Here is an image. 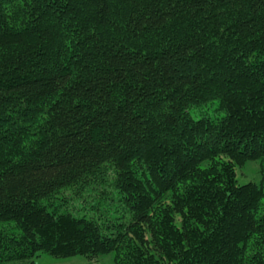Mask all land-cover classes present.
Returning <instances> with one entry per match:
<instances>
[{
    "label": "trees",
    "instance_id": "trees-1",
    "mask_svg": "<svg viewBox=\"0 0 264 264\" xmlns=\"http://www.w3.org/2000/svg\"><path fill=\"white\" fill-rule=\"evenodd\" d=\"M110 253L264 264V0H0V264Z\"/></svg>",
    "mask_w": 264,
    "mask_h": 264
},
{
    "label": "rangeland",
    "instance_id": "rangeland-1",
    "mask_svg": "<svg viewBox=\"0 0 264 264\" xmlns=\"http://www.w3.org/2000/svg\"><path fill=\"white\" fill-rule=\"evenodd\" d=\"M163 35L168 38L170 37L171 32H164L161 36ZM235 168L236 178L239 184L247 182L258 184L260 182L262 175V163L260 161H246L243 165L235 166ZM113 182L114 180H108L101 183L100 186H90L84 192L78 191L75 187L67 188L58 193L56 197L50 200V202L53 204L58 203L63 211H68L70 209L76 211L81 210L80 208L83 207L89 208V206L90 208L92 206L93 208L98 209V206L99 209L108 212L118 209L120 213L119 215H121V206L116 204V193L113 192L115 189ZM100 190H106V192H108L106 195H109L110 199L116 198L113 200L114 202L110 204L107 200L102 199L101 196L105 195L101 194ZM88 197H90V199H88ZM176 223L180 226L181 222L179 218H177ZM32 264H114V259L112 253L91 260L81 256L56 258L47 254H41L39 257L34 258Z\"/></svg>",
    "mask_w": 264,
    "mask_h": 264
}]
</instances>
